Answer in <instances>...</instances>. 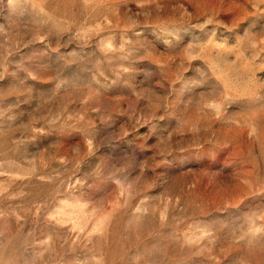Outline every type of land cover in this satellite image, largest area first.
I'll return each mask as SVG.
<instances>
[{"label":"rangeland","instance_id":"rangeland-1","mask_svg":"<svg viewBox=\"0 0 264 264\" xmlns=\"http://www.w3.org/2000/svg\"><path fill=\"white\" fill-rule=\"evenodd\" d=\"M0 264H264V0H0Z\"/></svg>","mask_w":264,"mask_h":264}]
</instances>
